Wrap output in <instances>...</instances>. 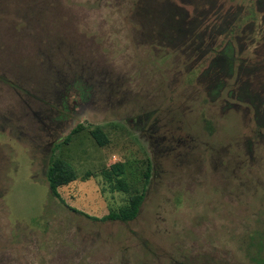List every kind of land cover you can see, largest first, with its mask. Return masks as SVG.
<instances>
[{"label":"rangeland","instance_id":"rangeland-1","mask_svg":"<svg viewBox=\"0 0 264 264\" xmlns=\"http://www.w3.org/2000/svg\"><path fill=\"white\" fill-rule=\"evenodd\" d=\"M116 163L127 194L102 177ZM144 185L135 220L103 219ZM254 232L264 0H0V264H251Z\"/></svg>","mask_w":264,"mask_h":264},{"label":"trees","instance_id":"trees-1","mask_svg":"<svg viewBox=\"0 0 264 264\" xmlns=\"http://www.w3.org/2000/svg\"><path fill=\"white\" fill-rule=\"evenodd\" d=\"M248 17H245V19ZM243 18H239L236 21V24H234L229 30L228 33L224 34L225 40H230L231 38L229 36H234L236 33H239L241 29V23ZM240 21V22H238ZM219 46L214 48L211 52L212 55H215ZM215 53V54H214ZM203 66V65H202ZM207 69V67H205ZM228 69L229 65H228ZM207 72H203L201 75H204ZM215 74H213L214 76ZM208 76H210V72L208 73ZM203 76H201L202 78ZM209 82V81H208ZM205 127L209 134H212L213 128L209 122L205 123ZM83 130V127L81 125H78L76 128H74L70 134L62 141V145H68L71 141V138L73 135L79 133ZM91 137L94 139L95 143L99 147H104L108 143V139L106 138L105 134L100 129H94L90 131ZM54 147L56 150L58 148ZM149 171L148 168L145 173V185L149 180ZM124 165L122 163H116L112 165L108 171L102 172V177L106 182H108L111 185V189L113 191H117L123 194H127L129 192L130 186L127 184L125 178H124ZM89 177V174L86 175L83 179H87ZM45 179L49 185L51 195L53 199L58 200L62 205H65L62 201L60 195L58 194V189L64 186L69 185L70 183L74 182L77 179L76 173L74 169L64 160L57 158L52 159L49 163L47 173L45 176ZM145 185L141 189V191H137L132 193L127 200V204L122 207L117 212H111L108 215H106L103 219L105 221H119L123 223L131 222L136 219L138 216L141 206L145 199ZM262 237V234L259 232H254L249 235V245L246 247V259L251 264H264V245L260 241ZM251 248H255V252L251 253Z\"/></svg>","mask_w":264,"mask_h":264}]
</instances>
